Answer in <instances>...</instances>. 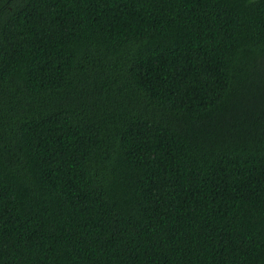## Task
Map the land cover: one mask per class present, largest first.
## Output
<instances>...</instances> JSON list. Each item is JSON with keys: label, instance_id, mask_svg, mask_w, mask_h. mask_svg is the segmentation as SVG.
Wrapping results in <instances>:
<instances>
[{"label": "trees", "instance_id": "trees-1", "mask_svg": "<svg viewBox=\"0 0 264 264\" xmlns=\"http://www.w3.org/2000/svg\"><path fill=\"white\" fill-rule=\"evenodd\" d=\"M0 264H264V0H0Z\"/></svg>", "mask_w": 264, "mask_h": 264}]
</instances>
